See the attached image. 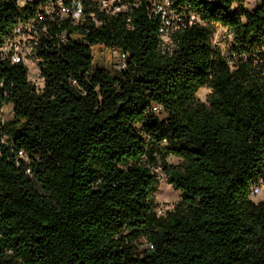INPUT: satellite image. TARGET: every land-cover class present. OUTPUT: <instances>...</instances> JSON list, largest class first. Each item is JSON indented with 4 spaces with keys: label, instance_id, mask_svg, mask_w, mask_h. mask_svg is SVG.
I'll return each mask as SVG.
<instances>
[{
    "label": "trees",
    "instance_id": "1",
    "mask_svg": "<svg viewBox=\"0 0 264 264\" xmlns=\"http://www.w3.org/2000/svg\"><path fill=\"white\" fill-rule=\"evenodd\" d=\"M130 1L127 16L85 4L87 32L52 26L81 40L39 51L41 91L25 65L0 60V109L12 107L0 125V264H264V200H251L264 181V0L252 12L173 0L201 23L174 35L171 55L159 18ZM36 7L0 0V44ZM217 26L232 33L224 55L210 44ZM97 46L123 51L125 69L94 67ZM156 170L180 192L163 216Z\"/></svg>",
    "mask_w": 264,
    "mask_h": 264
},
{
    "label": "built area",
    "instance_id": "2",
    "mask_svg": "<svg viewBox=\"0 0 264 264\" xmlns=\"http://www.w3.org/2000/svg\"><path fill=\"white\" fill-rule=\"evenodd\" d=\"M15 5L22 9L28 4H36V10L32 16L18 21L13 27L11 33L5 37L0 44V60L9 64L22 63L27 68V79L34 85L36 91L43 88V79L38 68L39 51L45 50L47 42L53 41L59 46L67 41L68 38L81 40L78 31L73 34L53 33L52 26L62 22H67L70 26L79 27L86 32V14L85 4L95 6L100 14L106 16H127L130 8L137 7V3L130 0H12ZM146 8L150 15L159 18L158 28V49L163 54L171 55L175 43L173 37L176 33L183 31L195 23H201L199 18L192 13H186L182 8L174 6L173 0H145ZM262 0H260L261 2ZM89 21L95 26L100 22L96 16L89 14ZM226 39V49L231 45L232 33L224 28ZM216 31V30H215ZM211 35L210 44L212 49H218L215 46V32ZM116 54V67L120 72L125 69L127 55L118 48L109 49ZM226 50V51H227ZM221 52V51H220ZM222 53V52H221ZM226 52L222 53L223 55ZM262 75H264V66H262ZM150 112L158 116L162 114V108L157 105H151ZM20 156L21 153H19ZM251 188V196L260 191L261 184ZM168 210V209H167ZM163 206H155L156 216H163L166 213ZM146 248L152 249V245L145 243Z\"/></svg>",
    "mask_w": 264,
    "mask_h": 264
},
{
    "label": "rangeland",
    "instance_id": "3",
    "mask_svg": "<svg viewBox=\"0 0 264 264\" xmlns=\"http://www.w3.org/2000/svg\"><path fill=\"white\" fill-rule=\"evenodd\" d=\"M242 6L248 12H252L260 3V0H241ZM215 46L222 53L226 52V39L225 32L221 27H216L215 29ZM116 54L113 51L103 47L97 46L93 48V66L97 68H103L107 70L111 75L118 73L116 65ZM209 91L205 88H201L195 94L196 100L199 102H205L206 96ZM12 118V107L11 105H4L0 109V125ZM159 119H163L164 115L159 114ZM167 163L171 166H178L180 161L174 157H168L166 159ZM154 173L157 175L158 179V189L154 194V205L163 206L166 210H172L180 200V192L173 189L167 182L165 176L159 171L156 170ZM251 200L254 203H258L264 200V183L261 184L260 191L258 194L251 196ZM138 251L142 252L146 249V245L143 240L138 244Z\"/></svg>",
    "mask_w": 264,
    "mask_h": 264
}]
</instances>
